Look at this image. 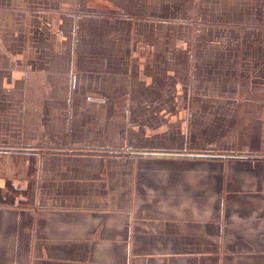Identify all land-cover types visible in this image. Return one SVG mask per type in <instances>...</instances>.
<instances>
[{"label": "crops", "instance_id": "crops-1", "mask_svg": "<svg viewBox=\"0 0 264 264\" xmlns=\"http://www.w3.org/2000/svg\"><path fill=\"white\" fill-rule=\"evenodd\" d=\"M0 264H264V0H0Z\"/></svg>", "mask_w": 264, "mask_h": 264}]
</instances>
